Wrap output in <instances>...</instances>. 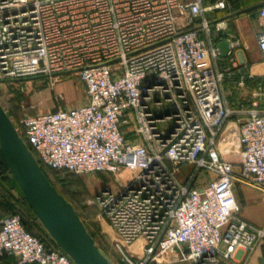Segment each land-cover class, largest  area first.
Returning a JSON list of instances; mask_svg holds the SVG:
<instances>
[{"label": "built area", "instance_id": "2783aa9c", "mask_svg": "<svg viewBox=\"0 0 264 264\" xmlns=\"http://www.w3.org/2000/svg\"><path fill=\"white\" fill-rule=\"evenodd\" d=\"M224 6L0 0V84L74 72L83 85V103L24 114L13 125L43 167L109 179L86 203L95 207L118 264H244L237 251L264 240V224L241 220L232 193L235 183L264 192V109L227 102L224 81L238 87L249 76L216 62L212 37L222 21L208 14ZM257 17L264 59V5ZM225 40L226 54L239 46ZM255 90L261 100L264 91ZM231 117L239 121L236 167L217 144ZM125 122L133 123L134 139L124 137ZM183 164L191 168L180 180ZM200 172L211 178L196 187ZM52 243L26 231L18 213L0 219V256L17 264H74Z\"/></svg>", "mask_w": 264, "mask_h": 264}, {"label": "rangeland", "instance_id": "374dc122", "mask_svg": "<svg viewBox=\"0 0 264 264\" xmlns=\"http://www.w3.org/2000/svg\"><path fill=\"white\" fill-rule=\"evenodd\" d=\"M259 31V29H256L254 34L255 39ZM228 68L237 69V72L240 75H248L249 77L246 78L245 81H248V83L253 85L250 86V88L248 87L249 89H247L246 85L238 86L236 89H231L232 84L228 86L226 92L229 90L227 95L230 97V102L233 103L232 106H236L238 103H242L244 100L250 102V104H256V107L257 105L259 106V104H261L264 100V96H262L261 100H258L256 99V96L252 95V93L256 91L255 84L262 82V76L254 75L255 70L250 72V70L247 69L246 64L244 66L240 62L237 63V61H234L233 64L229 63ZM256 71H258V69H256ZM261 90L264 91L263 84ZM232 91L237 92L238 95L243 96L244 98L237 99V96L233 94ZM83 98V85L77 74L74 72L62 73L57 76L32 77L0 84V104L3 107L7 117L13 122H15L18 117L24 114L51 111L57 106L68 107L70 105L81 103ZM238 123L239 121L237 120H232L226 124L224 123L218 134L219 137L221 135H225L226 137L224 140L226 150H224L223 154L224 158L228 162L232 163V165L234 164L233 167H236L239 164V160L237 162V159L239 158L237 151H230L231 148L237 147L236 140ZM159 127L164 126L159 125ZM186 168L187 167L184 165L181 166V173H184ZM45 174L50 180L51 184H53V186L58 190V192H60L69 202H71L77 214H79L80 218H82L81 220L85 224L86 230L92 236L98 248L104 254H106L113 263L118 264V255L113 250L110 239L105 233L102 232L98 220L95 217V207L86 203L87 199L102 185L109 183V179L102 173L75 175L65 172H53L45 170ZM122 175L125 181L127 175L125 173ZM206 175L208 176V179L211 178L210 174ZM0 194L4 205L9 208L8 214L21 213L27 217L26 219L29 221L27 230L31 234L39 236L42 234V232H45L37 220L28 217L24 212L20 194L13 186L11 178L1 164ZM130 249L134 250L135 247L131 246Z\"/></svg>", "mask_w": 264, "mask_h": 264}, {"label": "water", "instance_id": "95a60500", "mask_svg": "<svg viewBox=\"0 0 264 264\" xmlns=\"http://www.w3.org/2000/svg\"><path fill=\"white\" fill-rule=\"evenodd\" d=\"M261 4L264 1L245 10ZM216 47L223 57L228 42L221 39ZM0 157L37 222L74 264H114L95 244L72 205L46 179L1 105Z\"/></svg>", "mask_w": 264, "mask_h": 264}, {"label": "crops", "instance_id": "0c3cea01", "mask_svg": "<svg viewBox=\"0 0 264 264\" xmlns=\"http://www.w3.org/2000/svg\"><path fill=\"white\" fill-rule=\"evenodd\" d=\"M263 1L264 0H224V5H225L224 9L220 11H216L214 14H208V17H212L213 19L211 20L213 21H218V22L222 21L218 25L220 29L216 32L213 31L214 35L212 37V40L215 42V44L221 39H228L229 41L236 40L239 43L238 47L231 48L229 54H225V56L223 57L220 55L217 56L216 62L218 63V65L220 67H228L229 63L233 64L234 61H237V63L240 62L244 66L246 64V67L247 69L250 70V72H252V70H255L254 75L262 76L261 78L262 82L261 80L260 82L264 85V59L262 58L261 54L257 49L256 39L254 36L256 29L261 30L262 28L257 17V9L264 4L245 10L248 7H251L252 5L261 3ZM237 11H239L237 14L232 15ZM256 69H258V71H256ZM261 83H256L255 85L262 87ZM223 85H224V92L226 95L227 102L232 108L236 107V108L247 109L251 107L250 102L246 100H244L242 103H238L236 106H232L233 103L230 102V97H228L227 95L229 93L228 92L229 90L227 92L226 90L230 85L232 86L231 89L234 88L236 89V86L232 81L230 82L224 81ZM244 85H246L247 89H249L250 86H253L251 83H248V81H245ZM232 93L237 96V99L244 98L243 96L238 95V93L235 91H232ZM84 101H85V96L81 103H83ZM81 103L70 105L68 107L77 106ZM257 108L264 109V100L262 101L261 104H259V106L257 105ZM232 120L235 119L232 117L227 119L225 121V124L229 123ZM121 130L125 138L134 139L133 131H132L133 130L132 122L122 123ZM225 138H226L225 135H221L220 137L218 136L217 138V144L219 148L222 150V158L224 160H226L223 154L224 150H226L225 141H224ZM230 151L236 152L237 147L231 148ZM238 160L239 158L237 159V162ZM183 165L186 166L187 168L184 173H181L180 167ZM183 165H181L178 168L177 178L180 180H183L185 178L186 174L191 168L190 164H183ZM207 177L208 176L205 173L200 172L197 175V179L194 182V186L196 187L203 186L207 182L208 179ZM232 193L239 208L238 210L239 218L245 221L246 223L250 224L251 226L254 227L262 226L264 224V192L235 183L232 186ZM140 243L141 241L138 240L134 243L133 246ZM128 248L130 249L131 247ZM236 258L238 261L244 262V264H264V240L258 243L249 252L243 250L237 251ZM0 264H17V263L13 256L3 255L0 256ZM178 264H182V263H178Z\"/></svg>", "mask_w": 264, "mask_h": 264}, {"label": "trees", "instance_id": "16d2710c", "mask_svg": "<svg viewBox=\"0 0 264 264\" xmlns=\"http://www.w3.org/2000/svg\"><path fill=\"white\" fill-rule=\"evenodd\" d=\"M193 28H197L196 26H193ZM1 105V104H0ZM3 108V107H2ZM19 119V117L15 120V122L17 121ZM13 124L15 123V122H13V121H11ZM32 154V153H31ZM32 156L34 157V159L36 160V162L38 163V165H39V167H40V169H41V171H42V173L44 174V176L46 177V179L50 182V180L48 179V177L46 176V174H45V170H49V171H53V172H57V171H54V170H52V169H49V168H46V167H43L40 163H39V161L35 158V156L32 154ZM0 164L3 166V168H4V170L7 172V174L9 175V177L11 178V180H12V183H13V186L16 188V190L18 191V193L20 194V192H19V190H18V188H17V186L15 185V183H14V181H13V179H12V177H11V175H10V173L8 172V169H7V167H6V165L4 164V162H3V160L1 159V157H0ZM71 174V173H70ZM50 184H51V182H50ZM53 185V184H52ZM55 188V187H54ZM55 190L58 192V190L55 188ZM59 194H61L60 192H58ZM62 195V194H61ZM63 196V195H62ZM20 197H21V199H22V203H23V209H24V212L26 213V215L28 216V217H31L32 219H34V220H36L35 219V217H34V215L32 214V212H31V210L29 209V207L27 206V204H26V202L24 201V199L22 198V196H21V194H20ZM64 197V196H63ZM64 199L66 200V201H68L65 197H64ZM69 202V201H68ZM70 204H71V202H69ZM72 205V204H71ZM72 207H73V205H72ZM74 209V208H73ZM8 210H9V208L7 207V206H5L4 205V202L2 201V198H0V217H5V216H8V215H12V214H15V213H10V214H8ZM74 211L76 212V210L74 209ZM20 216H21V222H22V225H23V227H24V229L26 230V231H28L27 230V226L29 225V221L26 219L27 217H25L23 214H21V213H18ZM76 214H77V212H76ZM78 216H79V214H77ZM80 217V216H79ZM1 219V218H0ZM80 219H82V218H80ZM84 224V223H83ZM84 226H85V224H84ZM85 228H86V226H85ZM29 232V231H28ZM88 232V231H87ZM30 233V232H29ZM91 236V235H90ZM39 238H41L44 242H45V244H46V246H52V241H50V240H48V236H47V234H46V232H42V234L41 235H39L38 236ZM92 237V236H91Z\"/></svg>", "mask_w": 264, "mask_h": 264}]
</instances>
